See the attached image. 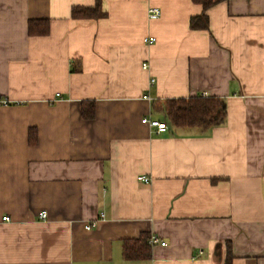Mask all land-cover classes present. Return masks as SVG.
Returning a JSON list of instances; mask_svg holds the SVG:
<instances>
[{"label": "crops", "instance_id": "1", "mask_svg": "<svg viewBox=\"0 0 264 264\" xmlns=\"http://www.w3.org/2000/svg\"><path fill=\"white\" fill-rule=\"evenodd\" d=\"M200 12L0 0V264H264V0H214L194 29ZM197 95L224 101L223 123L176 127L152 107ZM142 234L164 244L124 257Z\"/></svg>", "mask_w": 264, "mask_h": 264}, {"label": "trees", "instance_id": "2", "mask_svg": "<svg viewBox=\"0 0 264 264\" xmlns=\"http://www.w3.org/2000/svg\"><path fill=\"white\" fill-rule=\"evenodd\" d=\"M201 6V12L190 18V27L203 29L207 27V16L205 15L214 0H192ZM70 14L73 18H92L100 14L99 6H73ZM49 22L46 19L28 20V32L31 35H41L48 32ZM88 108L84 107L82 113L84 117H93V102L87 103ZM153 109L162 111L164 117L172 126H198L207 128L223 123L226 111L224 101L214 96H191L182 98L167 99L163 105L154 102ZM149 235L142 234L139 238L125 241L123 245V255L128 259L147 258L149 256ZM225 264H231L229 251L226 255Z\"/></svg>", "mask_w": 264, "mask_h": 264}, {"label": "built area", "instance_id": "3", "mask_svg": "<svg viewBox=\"0 0 264 264\" xmlns=\"http://www.w3.org/2000/svg\"><path fill=\"white\" fill-rule=\"evenodd\" d=\"M158 15H159V9L156 8V7H151V8H149L147 10V16L149 18H156V17H158ZM155 40H156V38L153 37V36H145L143 38V42L147 43V44L153 43ZM142 66H143V68H145L146 64L144 63V64H142ZM153 81H154V79L151 78L150 82H153ZM6 104H8V100L6 98H4V97H0V105H6ZM142 121L147 123V124H149L152 127H155L157 132H163L167 128V124H166L165 121H160V120H157V119L146 118V117H144L142 119ZM138 179L142 180V181H147L148 180V178H146L145 176H138ZM45 215L46 214L44 212H42L40 214V217L43 218V217H45ZM101 216H102V214H101ZM5 219H8V217H5ZM149 242L152 243V244H154V243L164 244V241L159 240V238L157 236H155V235H151L150 236Z\"/></svg>", "mask_w": 264, "mask_h": 264}]
</instances>
